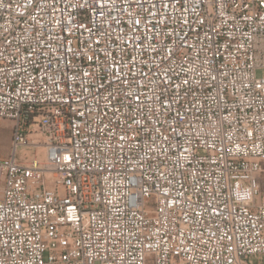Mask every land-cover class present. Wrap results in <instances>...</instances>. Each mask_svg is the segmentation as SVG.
<instances>
[{
    "label": "built area",
    "instance_id": "built-area-1",
    "mask_svg": "<svg viewBox=\"0 0 264 264\" xmlns=\"http://www.w3.org/2000/svg\"><path fill=\"white\" fill-rule=\"evenodd\" d=\"M0 264H264V0H0Z\"/></svg>",
    "mask_w": 264,
    "mask_h": 264
},
{
    "label": "rangeland",
    "instance_id": "rangeland-1",
    "mask_svg": "<svg viewBox=\"0 0 264 264\" xmlns=\"http://www.w3.org/2000/svg\"><path fill=\"white\" fill-rule=\"evenodd\" d=\"M10 140H11V131H10V128L7 127V125H5L4 127L0 128V159L5 158L9 155ZM260 186H261V189H264V173H263Z\"/></svg>",
    "mask_w": 264,
    "mask_h": 264
}]
</instances>
